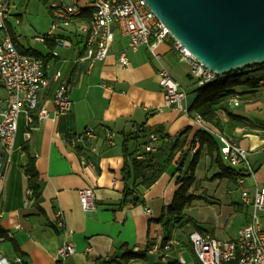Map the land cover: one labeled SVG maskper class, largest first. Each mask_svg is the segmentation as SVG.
Wrapping results in <instances>:
<instances>
[{"label": "crops", "instance_id": "obj_1", "mask_svg": "<svg viewBox=\"0 0 264 264\" xmlns=\"http://www.w3.org/2000/svg\"><path fill=\"white\" fill-rule=\"evenodd\" d=\"M87 20L84 16L78 19L76 27L58 32L73 43L71 49L58 48L61 59L52 58L45 43L44 51L29 47L47 56L51 63L50 77L59 70L69 81L72 108L67 115H54L53 96L57 83L53 81L41 93L39 103L40 107L49 110L50 117L39 119L35 115L30 128L25 115L19 117L14 150L10 161L4 162L0 170V235L5 232L13 234L12 238L0 239V253L11 260L21 257L25 264H57L54 259L56 250L64 243H71L76 254L66 264H181V259L185 264H193L191 242L189 236H184L183 228L192 226L189 234L196 230L209 232L205 225H201L214 222L210 211L214 203L204 201L211 197L223 201L220 206L230 215L250 210L243 204L242 197L240 201L232 198L231 183L236 185L237 182L218 176L220 170L208 155L206 146L200 147L197 132L201 130L193 124L192 118L163 107L164 93L158 71L165 68L179 84L186 85V78L192 80V87H186L194 92L201 85L192 76L187 60L173 50L170 41L157 47L160 54L157 59L145 46L138 51L130 50L128 39L119 33L110 55L88 69L86 62L76 61L85 51V34L79 28ZM13 37L17 47L27 49L20 44L14 28ZM124 51L129 60L127 66L119 61V55ZM235 90L241 93L237 95L240 105L232 106L228 97L222 108L216 111L222 129L208 123L247 151L256 174L246 176L244 185L253 194L256 185L264 182V107L260 100L252 97L258 88L241 85ZM0 93H3L1 88ZM193 101L188 100L189 108ZM89 127L95 129L96 138L86 143L77 141L73 146L70 138L76 139ZM139 127L161 137L152 163L162 164L174 151L176 156L169 172L150 188L140 191L141 204L122 205L123 169L126 164L132 169L133 159L143 153L147 140L143 132L137 131ZM28 130L31 136L26 139ZM212 136L220 143L216 136ZM198 150L196 181L189 192L194 199L184 210L185 219L172 228V239L177 240V244L169 257L162 260L160 252H151L150 249L153 244L162 245L166 236L160 219L179 187L177 178L180 172L175 171L182 159L186 170ZM30 160H34L39 173V200L31 196L29 177L25 173ZM132 183L131 178L129 184ZM83 188L95 191L93 211L81 207L78 191ZM204 204H211L210 209ZM145 207L151 209L150 215ZM194 208H200V225H192L194 220L188 214ZM58 212L62 213V227L56 225ZM216 232L210 233L217 238Z\"/></svg>", "mask_w": 264, "mask_h": 264}, {"label": "built area", "instance_id": "obj_2", "mask_svg": "<svg viewBox=\"0 0 264 264\" xmlns=\"http://www.w3.org/2000/svg\"><path fill=\"white\" fill-rule=\"evenodd\" d=\"M53 17V23L48 33L40 35L37 41L45 43L46 39H54L55 49L50 52L52 58H60L58 48L71 49L73 43L69 38L61 36L58 32L67 31L76 27L78 19L87 16L85 25L79 29L85 34V53L77 58L86 62L91 69L97 62L110 55L112 44L116 35L128 39V48L138 51L147 47L152 55L159 59L157 47L170 41L173 50L177 51L187 60L191 74L200 85L213 82L220 76L206 69L180 42H178L157 18L145 0H45ZM12 0H0V170L4 162H9L14 150L18 131V121L24 114L28 127L34 122V116L47 119L50 112L46 107H40V95L55 81L57 87L53 96L55 107L54 115H67L72 108L69 96L70 83L63 77L61 71H56L50 77V61L46 58L35 57L19 51L13 37L11 19ZM16 23L19 20L16 19ZM119 61L123 66L129 63L126 52H121ZM264 68V64L237 71L233 74ZM159 84L164 93V108H172L190 116L188 93L181 87L168 70L161 68L158 71ZM258 85L264 89V77L259 78ZM104 87L112 88L103 84ZM232 106L238 107L241 103L238 96L230 98ZM193 124L201 131L216 136L220 143L223 160L228 165L240 169L237 185L241 191L242 202L250 209L251 221L244 225L236 238L221 240L207 232L193 231L189 234L194 253L202 264H264V182L257 184L253 194L245 189L246 176H255V171L248 159L247 151L237 142L227 138L206 122L200 115L191 117ZM143 128L137 129L138 132ZM28 130L26 139L30 138ZM96 138V131L89 127L70 143L75 146L77 141L89 142ZM160 136L149 133L144 144L143 153L137 156L139 160L147 159L148 155L158 150ZM196 150V149H195ZM241 167V168H240ZM81 207L85 211L95 210L96 195L92 188H83L78 191ZM150 215L151 209L145 207ZM56 225L63 226L62 213H57ZM2 214L0 213V218ZM11 232L0 235V239L12 238ZM177 240L169 239L162 245L153 244L150 251L160 252L162 260H166ZM91 251L90 248L87 249ZM76 254V248L71 243L62 244L55 252L54 259L57 264H66L67 260ZM110 261V259H107ZM185 264L184 260H180ZM0 264H25L21 257L11 260L7 255L0 253ZM115 264V263H113Z\"/></svg>", "mask_w": 264, "mask_h": 264}, {"label": "water", "instance_id": "obj_3", "mask_svg": "<svg viewBox=\"0 0 264 264\" xmlns=\"http://www.w3.org/2000/svg\"><path fill=\"white\" fill-rule=\"evenodd\" d=\"M171 35L218 76L264 64V0H145Z\"/></svg>", "mask_w": 264, "mask_h": 264}, {"label": "trees", "instance_id": "obj_4", "mask_svg": "<svg viewBox=\"0 0 264 264\" xmlns=\"http://www.w3.org/2000/svg\"><path fill=\"white\" fill-rule=\"evenodd\" d=\"M46 3V1L44 0ZM45 45L47 46L50 52L55 49L54 39H46ZM19 47V46H18ZM20 52L40 57L46 58L47 56L43 55L41 52L32 49V48H18ZM85 51L81 52L84 55ZM50 55V54H49ZM48 55V56H49ZM264 77V68L254 69L252 71L241 72L237 74H228L220 76L217 80L201 85L195 90L197 94L192 105L190 106V116L194 117L195 115H200L204 120L214 124L219 129H222V122L218 118L216 111L219 108H222V103L226 98H231L233 96L240 95L235 88L245 85L251 89L259 88L258 80L259 78ZM238 118L241 122H249V120L242 117ZM143 128V127H139ZM137 128V129H139ZM147 137L149 133L147 131H141V133ZM140 133V132H139ZM155 133V132H153ZM157 134V133H156ZM161 138V137H160ZM197 138L200 141L201 148L206 146L207 153L210 156L211 160L218 166L220 173L219 177H227L233 181H237L241 172L240 169L234 168L223 160L221 154L220 143L213 137L211 134H208L204 131L197 132ZM176 148V146H175ZM180 148V147H179ZM154 154V153H153ZM153 154L148 155L147 159L139 160L136 158L132 161V169H129L128 164L125 165L123 169V179L125 181V189L122 205H138L142 203L139 193L143 189L150 188L155 184L160 177L169 172L172 168L173 161L176 156V151L172 152L168 158L162 164L152 163ZM200 151L198 150L186 170H184V159H182L176 168L175 172H180L177 183L179 185L178 189L174 194L172 203L164 209L160 222L163 223L165 228L166 236L163 241V244L169 239H172L173 232L172 228L175 225L180 224L185 219V208L191 203L194 199L190 195V189L196 181L195 178V169L199 161ZM25 173L29 177V188L31 191V196L36 200H39L41 197L40 192V178L39 173L36 169L34 160H30L25 167ZM133 179L132 185L129 184L130 179ZM190 241V240H189ZM190 251L193 254V264H202L194 254L192 244L190 243ZM236 264V263H235Z\"/></svg>", "mask_w": 264, "mask_h": 264}, {"label": "rangeland", "instance_id": "obj_5", "mask_svg": "<svg viewBox=\"0 0 264 264\" xmlns=\"http://www.w3.org/2000/svg\"><path fill=\"white\" fill-rule=\"evenodd\" d=\"M13 3L14 5L11 6V14L18 15L17 17H19V19L17 17L16 19L19 20V24L16 23L15 15H13L14 17L11 19V24L15 30V33L17 34L20 44L26 48L32 47L37 50L44 51L45 49L44 44L37 41L36 38L40 35L47 34L52 26L53 17L49 7L46 5V3L43 0H12V4ZM56 50L60 53V49H56ZM185 80H186V85L181 83L180 85L187 91L188 100L193 101L196 94L194 91H191L190 87H186V86L192 87L193 82L192 80H188V78H186ZM252 97H254L257 100H260L261 105L264 107V89L258 88L256 94ZM263 115H264V108H263ZM231 187L233 189L232 198L234 200L240 201L241 191L239 190L238 185L231 183ZM211 198H209L208 200L205 199L206 201L203 200L204 201L203 203L206 202L214 203L212 204L213 208L209 206L211 204H204L206 206L208 205L207 206L208 209L211 208L210 211L211 214H213L214 216L213 217L214 222H212V225H207L208 223H206V224H202L201 226L204 227L205 225L204 228H206L209 231L208 233L217 230L216 236L221 240H229L232 238H236L239 230L244 225H246L248 222L251 221L250 210L248 211L245 209L243 211H237L236 213H232L231 215L226 214L225 213L226 209L223 206H220L221 204L220 202L223 201H219L213 197ZM199 213H200V208H194L193 210L188 212L189 216L192 218V220H194V222L192 221L193 223L192 225H196V224L200 225ZM206 218H210V217L206 216ZM190 228L187 227L183 228L185 231L184 232L185 237L189 236V232L191 231ZM185 258L187 261L188 260L190 261V258L188 257Z\"/></svg>", "mask_w": 264, "mask_h": 264}]
</instances>
